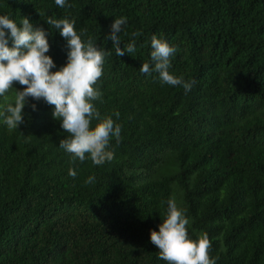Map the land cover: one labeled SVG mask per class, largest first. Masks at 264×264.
<instances>
[{"label":"trees","instance_id":"trees-1","mask_svg":"<svg viewBox=\"0 0 264 264\" xmlns=\"http://www.w3.org/2000/svg\"><path fill=\"white\" fill-rule=\"evenodd\" d=\"M0 15L46 31L50 71L68 52L50 17L109 52L91 103L121 127L114 158L94 165L59 147L68 133L43 99L27 98L17 129L0 117V264H167L150 234L169 200L216 264H264V0H0ZM120 17V47L136 49L123 56L105 38ZM153 35L176 47L169 71L195 81L187 94L140 72Z\"/></svg>","mask_w":264,"mask_h":264},{"label":"clouds","instance_id":"clouds-1","mask_svg":"<svg viewBox=\"0 0 264 264\" xmlns=\"http://www.w3.org/2000/svg\"><path fill=\"white\" fill-rule=\"evenodd\" d=\"M55 4L66 7V0H55ZM46 23L59 31L67 41V63L57 71H50L56 65L53 59L46 55L50 45L47 33L43 28H34L30 19L22 17L21 26L6 15H0V97L13 88L18 82L22 91H16L14 103H7L0 117L9 131L17 129L24 123L23 109L27 98L43 99L48 105L54 106L53 117L61 122L62 129L68 133L67 138L60 140L59 147L72 154L73 162L79 159L83 162L88 158L94 165H102L111 161L114 153L110 150V138L121 139L120 125L114 126L111 117L101 118L92 101L102 97V93L94 87L103 75L105 56L109 52L99 49L91 38L85 43L77 34L74 23L68 19L48 18ZM127 24L126 17L114 19L110 32L105 37L111 40L117 56L125 52H135V41L120 47L119 33ZM133 37L141 35L132 33ZM9 40L12 46L9 47ZM151 61L143 63L140 72L144 74L158 73L162 84L183 87L185 94L190 92L195 81H185L183 77L170 74V57L177 49L166 41L151 37ZM35 110L36 105H31ZM117 118L119 113H116ZM98 122L91 126L92 120ZM69 176L75 178L77 173L70 168ZM94 177H89L85 183H92ZM189 220L178 209L174 200L168 201L166 218L159 225V231H151L150 240L159 249V259L167 264H216L210 259L211 241L206 234L198 239L189 238L187 225Z\"/></svg>","mask_w":264,"mask_h":264}]
</instances>
